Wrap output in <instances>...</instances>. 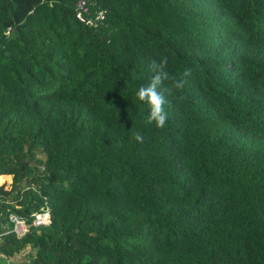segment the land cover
<instances>
[{
    "label": "trees",
    "instance_id": "obj_1",
    "mask_svg": "<svg viewBox=\"0 0 264 264\" xmlns=\"http://www.w3.org/2000/svg\"><path fill=\"white\" fill-rule=\"evenodd\" d=\"M75 2L0 0V230L51 215L0 255L264 264V0H87L97 25ZM162 58L158 129L136 93Z\"/></svg>",
    "mask_w": 264,
    "mask_h": 264
},
{
    "label": "clouds",
    "instance_id": "obj_2",
    "mask_svg": "<svg viewBox=\"0 0 264 264\" xmlns=\"http://www.w3.org/2000/svg\"><path fill=\"white\" fill-rule=\"evenodd\" d=\"M4 34H9V29H7ZM166 65H167V58H162L160 61L153 60L149 64V70L153 74L152 78L150 80V83L147 86H141L138 89L137 93H136L137 100L140 103L146 104L148 106V109H149L148 122L149 123H153L154 122L155 126L158 129L163 128L165 126V124H166V121H167V118H168L167 112L165 110V105L168 103V101L166 99V96L167 95H172V89L164 87L165 82L168 81L169 78H170L169 77V73L166 71ZM190 73H191V70L190 69H186L185 72L183 73V76L187 77V76L190 75ZM185 82L186 81L184 79L176 81L175 85H174L175 89H182L184 87ZM133 135H134V139L137 142H141V143L143 142L144 137L139 131L135 132ZM0 199H1V203H0V212H1L0 217H1V215H2V211H1L2 203L3 202L4 203H11V201L8 200L9 199L8 197H4L2 195H0ZM43 200H44L43 205L47 204V201H46L45 197H43ZM47 206L49 207L48 204H47ZM40 208L38 210L33 211L32 213H34L36 211H39ZM11 213H15V212H11ZM11 213H9V214H11ZM49 213H50V209H49ZM9 214H8V221H9ZM31 214L29 215V218L26 217L28 219V221H31V219H32V215ZM50 220H51V215H50ZM50 223H51V221H50ZM9 224H10V226L6 230H8L11 227V223L10 222H9ZM48 225H46V226H48ZM39 227H42V226H38V228ZM6 230H4V231H6ZM5 234H8V233H5ZM21 238H17V239H21ZM1 239H2V237H1ZM16 255L19 257L20 254H15L14 256H16ZM0 256H1L0 260H3L4 257L10 258V257H7V256H2V255H0ZM14 256H11V257H14ZM16 264H18V263L16 262ZM21 264H23V263H21Z\"/></svg>",
    "mask_w": 264,
    "mask_h": 264
},
{
    "label": "built area",
    "instance_id": "obj_3",
    "mask_svg": "<svg viewBox=\"0 0 264 264\" xmlns=\"http://www.w3.org/2000/svg\"><path fill=\"white\" fill-rule=\"evenodd\" d=\"M87 0H76L75 2V16L76 18L85 24L88 25H97L98 22L102 21L104 18V12L99 10L94 14V17L89 16V7L86 4ZM1 203V199H0ZM1 214V212H0ZM32 219L28 221L26 217L20 216L16 213L9 214V222L11 223V227L6 231L0 230V240L3 234L5 233H13L16 238L23 237L27 232H29L31 227H38V226H46L50 224V213L49 207L47 204L43 205L39 211H36L31 214ZM12 258V257H10ZM4 257V259H10ZM15 263L19 262L18 256L13 257ZM0 264H7L3 260H0Z\"/></svg>",
    "mask_w": 264,
    "mask_h": 264
},
{
    "label": "rangeland",
    "instance_id": "obj_4",
    "mask_svg": "<svg viewBox=\"0 0 264 264\" xmlns=\"http://www.w3.org/2000/svg\"><path fill=\"white\" fill-rule=\"evenodd\" d=\"M37 156L39 158H43L44 157V155L41 152H38ZM31 252H32V249L30 247L27 246L26 248H24L23 252L19 253L20 255L18 257V259H19L18 264H21V263L29 264L31 262V257L29 256ZM3 261L5 263H7V264H16L14 259H13V257L10 258L9 260L8 259H3Z\"/></svg>",
    "mask_w": 264,
    "mask_h": 264
},
{
    "label": "crops",
    "instance_id": "obj_5",
    "mask_svg": "<svg viewBox=\"0 0 264 264\" xmlns=\"http://www.w3.org/2000/svg\"><path fill=\"white\" fill-rule=\"evenodd\" d=\"M0 258H1V256H0Z\"/></svg>",
    "mask_w": 264,
    "mask_h": 264
},
{
    "label": "water",
    "instance_id": "obj_6",
    "mask_svg": "<svg viewBox=\"0 0 264 264\" xmlns=\"http://www.w3.org/2000/svg\"><path fill=\"white\" fill-rule=\"evenodd\" d=\"M4 37V36H3Z\"/></svg>",
    "mask_w": 264,
    "mask_h": 264
}]
</instances>
